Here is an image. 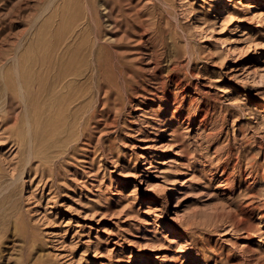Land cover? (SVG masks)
<instances>
[{
    "label": "rangeland",
    "instance_id": "374dc122",
    "mask_svg": "<svg viewBox=\"0 0 264 264\" xmlns=\"http://www.w3.org/2000/svg\"><path fill=\"white\" fill-rule=\"evenodd\" d=\"M0 264H264V0H0Z\"/></svg>",
    "mask_w": 264,
    "mask_h": 264
},
{
    "label": "bare ground",
    "instance_id": "6f19581e",
    "mask_svg": "<svg viewBox=\"0 0 264 264\" xmlns=\"http://www.w3.org/2000/svg\"><path fill=\"white\" fill-rule=\"evenodd\" d=\"M47 8H48V7H47ZM230 14H231V13H230ZM38 18H40V17H38ZM111 39H112V38H111ZM20 45H21V44L19 43V46H20ZM177 82H178V81H177ZM19 96H20V95H19ZM21 97H22V96H21ZM29 159H30V158H29ZM13 181H14V180H13ZM9 186H10V185H9ZM5 188H6V187H5ZM7 188H8V187H7ZM4 190H5V189H4ZM4 190H2V191H4ZM172 199H173V198H172V196L170 195V192H169V193L166 194V197H165L164 201L167 202V205H169L170 202L173 203V202H172ZM171 242L174 243L175 241H171Z\"/></svg>",
    "mask_w": 264,
    "mask_h": 264
}]
</instances>
